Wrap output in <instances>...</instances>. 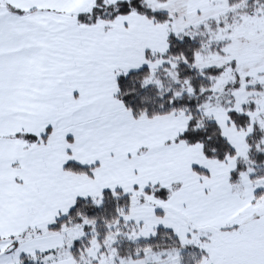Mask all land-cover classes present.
Returning a JSON list of instances; mask_svg holds the SVG:
<instances>
[{
  "label": "snow or ice",
  "instance_id": "snow-or-ice-1",
  "mask_svg": "<svg viewBox=\"0 0 264 264\" xmlns=\"http://www.w3.org/2000/svg\"><path fill=\"white\" fill-rule=\"evenodd\" d=\"M0 264H264V0H0Z\"/></svg>",
  "mask_w": 264,
  "mask_h": 264
}]
</instances>
